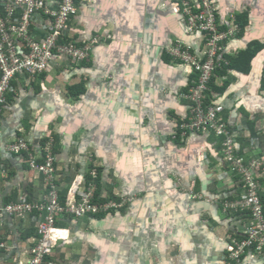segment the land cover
Returning <instances> with one entry per match:
<instances>
[{
    "label": "crops",
    "instance_id": "1",
    "mask_svg": "<svg viewBox=\"0 0 264 264\" xmlns=\"http://www.w3.org/2000/svg\"><path fill=\"white\" fill-rule=\"evenodd\" d=\"M216 1L222 29L232 14L243 25L220 54L209 101L224 105L235 154L262 160L257 179L264 199V0ZM76 5L69 34L77 44L99 38L89 59L56 56L40 75L19 74L0 107V201H17L21 194L38 200L45 191L44 177L29 166L26 153L4 146L27 140L39 158L50 139L64 201L78 197L93 165L97 200L133 199L109 212L59 217L63 233L53 240L46 264L263 263L264 254L239 262L228 257L247 217L223 205L243 192L224 159V136L179 133L191 106L182 93L197 75L167 47L181 38L202 53L203 34L186 33L176 0ZM49 27L46 15H34V38H44ZM36 236L31 216L0 218V264H27Z\"/></svg>",
    "mask_w": 264,
    "mask_h": 264
},
{
    "label": "built area",
    "instance_id": "2",
    "mask_svg": "<svg viewBox=\"0 0 264 264\" xmlns=\"http://www.w3.org/2000/svg\"><path fill=\"white\" fill-rule=\"evenodd\" d=\"M51 8L47 0H0V106L13 90V80L21 73L28 76L40 75L46 71L53 57L61 56L74 62L88 60L93 44L99 39L78 41L69 34L71 21L77 14L76 0H57ZM185 19L186 33L203 34V47L197 52L191 43L178 38L167 47L171 57L182 63L189 73H196L197 80L182 95L191 102L188 116L180 121L179 133L186 137L190 132H213L224 136L225 161L230 172L240 177L242 194L233 200H224L228 211H248L242 238H232L228 257L235 261L253 259L264 254V201L262 186L257 179L263 162L260 158L245 160L235 154L233 132L222 118L224 105L211 103L213 97L211 82L216 69L222 66L220 54L225 43L240 30L234 14L222 29L218 20L216 0H176ZM42 12L50 20L46 36L36 39L31 33L34 15ZM36 157L31 144L24 139L8 142L4 149L10 153H26V161L32 169L44 177L45 191L38 200L21 194L17 201H0V218L31 216L36 225L37 236L32 246L27 264H46L53 251V240L63 229L56 225L61 216L72 218L87 214L109 212L113 208L124 207L132 197L99 201L96 198L98 171L90 168V182L81 186L78 197L62 201L58 187L53 140L44 141ZM5 169V168H4ZM3 169L0 170L2 172ZM247 213V212H245ZM5 242L0 240V248ZM261 264H264L261 263Z\"/></svg>",
    "mask_w": 264,
    "mask_h": 264
},
{
    "label": "trees",
    "instance_id": "3",
    "mask_svg": "<svg viewBox=\"0 0 264 264\" xmlns=\"http://www.w3.org/2000/svg\"><path fill=\"white\" fill-rule=\"evenodd\" d=\"M241 23V22H240ZM240 23H239V25H240ZM242 24V23H241ZM243 25V24H242ZM240 27H242V26H240ZM62 198V200L64 201V199L65 198H63V197H61ZM236 197H234V198H229L230 200H233V199H235ZM228 199V198H227ZM225 201H226V199H224ZM263 201H264V199H263ZM222 205V204H221ZM233 212H236V213H245V212H247V213H245L246 214V216H247V214H248V211H241V210H237V211H233ZM236 238H239L238 236H236Z\"/></svg>",
    "mask_w": 264,
    "mask_h": 264
},
{
    "label": "clouds",
    "instance_id": "4",
    "mask_svg": "<svg viewBox=\"0 0 264 264\" xmlns=\"http://www.w3.org/2000/svg\"><path fill=\"white\" fill-rule=\"evenodd\" d=\"M43 73H44V72H43ZM1 106H2V105H1ZM1 106H0V107H1ZM8 202H9V201H8ZM243 234H244V233H243ZM234 237L236 238V236H234ZM240 238H242V237H239V239H240ZM231 243H232V242H231ZM228 252H229V251H228ZM231 260H232V259H231ZM242 260H243V259H242ZM242 260H241V261H242ZM233 261H235V260H233ZM238 262H239V261H238Z\"/></svg>",
    "mask_w": 264,
    "mask_h": 264
}]
</instances>
